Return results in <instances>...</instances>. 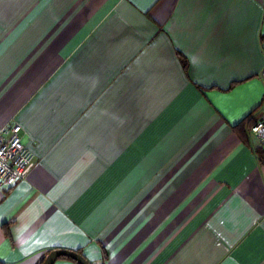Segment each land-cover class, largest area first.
<instances>
[{"label":"crops","instance_id":"obj_1","mask_svg":"<svg viewBox=\"0 0 264 264\" xmlns=\"http://www.w3.org/2000/svg\"><path fill=\"white\" fill-rule=\"evenodd\" d=\"M263 3L0 0V262L264 264Z\"/></svg>","mask_w":264,"mask_h":264},{"label":"built area","instance_id":"obj_2","mask_svg":"<svg viewBox=\"0 0 264 264\" xmlns=\"http://www.w3.org/2000/svg\"><path fill=\"white\" fill-rule=\"evenodd\" d=\"M251 133L260 141L264 140V107L251 127ZM21 134L22 127L18 123L0 128V188H12L24 181L35 166V156L24 144Z\"/></svg>","mask_w":264,"mask_h":264},{"label":"water","instance_id":"obj_3","mask_svg":"<svg viewBox=\"0 0 264 264\" xmlns=\"http://www.w3.org/2000/svg\"><path fill=\"white\" fill-rule=\"evenodd\" d=\"M70 258L78 264H91L83 255L78 252L68 250H55L52 251L43 261L42 264H55L60 258Z\"/></svg>","mask_w":264,"mask_h":264},{"label":"trees","instance_id":"obj_4","mask_svg":"<svg viewBox=\"0 0 264 264\" xmlns=\"http://www.w3.org/2000/svg\"><path fill=\"white\" fill-rule=\"evenodd\" d=\"M256 120H257V119H252V120L248 123V128H249V129L255 124ZM257 154H258L259 159L261 160V162H264V156H263V153H262L260 150H258V151H257ZM43 261H44V260H43ZM42 263H43V262H41L40 264H42ZM0 264H3V263L0 262Z\"/></svg>","mask_w":264,"mask_h":264}]
</instances>
